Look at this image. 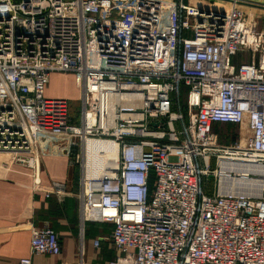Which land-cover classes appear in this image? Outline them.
Returning <instances> with one entry per match:
<instances>
[{
    "label": "built area",
    "instance_id": "1",
    "mask_svg": "<svg viewBox=\"0 0 264 264\" xmlns=\"http://www.w3.org/2000/svg\"><path fill=\"white\" fill-rule=\"evenodd\" d=\"M53 72L75 76L81 127ZM42 134L85 153L81 223L113 224L112 264H264V0H0V173L35 177ZM90 141L115 147L98 174ZM31 231V253H61Z\"/></svg>",
    "mask_w": 264,
    "mask_h": 264
},
{
    "label": "crops",
    "instance_id": "2",
    "mask_svg": "<svg viewBox=\"0 0 264 264\" xmlns=\"http://www.w3.org/2000/svg\"><path fill=\"white\" fill-rule=\"evenodd\" d=\"M73 79L75 82L74 75ZM47 96L70 100L65 96ZM70 144L68 135L42 134L35 177L31 168L19 163L0 173V264H19L27 256L32 257V264H112L121 255L110 239L112 223H81L80 188L75 184L76 167ZM58 185L62 187L60 193L47 196ZM45 224L60 235L59 255L31 253V227Z\"/></svg>",
    "mask_w": 264,
    "mask_h": 264
},
{
    "label": "rangeland",
    "instance_id": "3",
    "mask_svg": "<svg viewBox=\"0 0 264 264\" xmlns=\"http://www.w3.org/2000/svg\"><path fill=\"white\" fill-rule=\"evenodd\" d=\"M241 55H245L246 57L249 56V53H240ZM182 91H183V99L182 103L184 104L186 99V95L189 91V87L186 85H182ZM49 89L46 91V94L53 95V96H65L68 97L69 102L71 104V118L69 124L71 126L75 127H81L82 125V104L79 98L80 92L79 88L74 82L73 75L68 72H53L50 76V82H49ZM216 131H220L223 133L221 134V142L224 143H231L234 139H237L240 135V133L246 132V129L244 126H238V125H232V124H224V125H217L215 127ZM73 154H78L80 152L78 151H72ZM85 153L77 159V162L73 160L75 168V184L77 188H80L79 179L82 175L83 171L85 170ZM2 160H9V155L1 154ZM83 157V158H82ZM172 160H175L176 158L172 157ZM76 162V163H75Z\"/></svg>",
    "mask_w": 264,
    "mask_h": 264
},
{
    "label": "bare ground",
    "instance_id": "4",
    "mask_svg": "<svg viewBox=\"0 0 264 264\" xmlns=\"http://www.w3.org/2000/svg\"><path fill=\"white\" fill-rule=\"evenodd\" d=\"M91 120L92 118L90 117V122ZM114 148H115L114 145L111 143L101 142V141H95V142L90 141L88 143V151L86 154L87 171L90 174L93 173L98 174L102 172L106 167L110 166L108 162V158L114 155L113 153ZM1 154L2 153H0V160L2 159ZM4 155L6 154L4 153Z\"/></svg>",
    "mask_w": 264,
    "mask_h": 264
},
{
    "label": "water",
    "instance_id": "5",
    "mask_svg": "<svg viewBox=\"0 0 264 264\" xmlns=\"http://www.w3.org/2000/svg\"><path fill=\"white\" fill-rule=\"evenodd\" d=\"M153 124V123H152Z\"/></svg>",
    "mask_w": 264,
    "mask_h": 264
}]
</instances>
